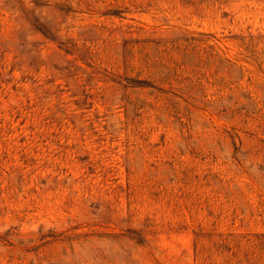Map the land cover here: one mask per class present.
Returning a JSON list of instances; mask_svg holds the SVG:
<instances>
[{"label":"rangeland","instance_id":"1","mask_svg":"<svg viewBox=\"0 0 264 264\" xmlns=\"http://www.w3.org/2000/svg\"><path fill=\"white\" fill-rule=\"evenodd\" d=\"M0 264H264V0H0Z\"/></svg>","mask_w":264,"mask_h":264}]
</instances>
